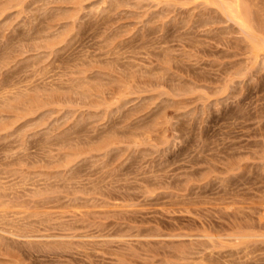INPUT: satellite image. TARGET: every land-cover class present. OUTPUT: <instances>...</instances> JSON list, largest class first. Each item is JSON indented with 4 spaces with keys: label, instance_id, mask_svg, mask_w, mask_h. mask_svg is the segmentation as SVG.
Returning a JSON list of instances; mask_svg holds the SVG:
<instances>
[{
    "label": "rangeland",
    "instance_id": "obj_1",
    "mask_svg": "<svg viewBox=\"0 0 264 264\" xmlns=\"http://www.w3.org/2000/svg\"><path fill=\"white\" fill-rule=\"evenodd\" d=\"M83 1L84 9L70 42L60 44L51 55L54 59L51 56L49 59L57 63L61 57L100 53L98 58H103V64L93 63L97 68L107 67L111 58H105L101 50L106 51V47L102 46L106 39L115 37L114 42L123 47L119 53L125 55L120 54L119 61L128 62L130 67L125 62L114 69L116 75L124 74L125 67L137 70L134 72L136 80H140L137 81L139 89L129 94L128 100L121 99L118 108L113 105L114 111L109 113L93 97L79 98L80 101L72 100L73 106L70 101L64 102V107V104L53 106L43 115V120L32 122L34 125L28 128L22 126L23 120L17 124L29 130L27 140L31 143L47 135L51 139L54 132L63 135L67 127L69 131L65 134L73 135L76 128L86 132L92 126H98L101 131L107 125L104 131L109 132L115 124L130 133L134 129V135L119 128L126 135L120 133L122 143L118 148L102 156L91 151L93 156L81 159L77 163L79 174L88 178L94 175V181L90 178V182L101 179L100 190L97 193L92 190L91 194L86 190V195L77 193L80 200L76 202L81 206L74 205V209L72 204H65L68 198H62L64 194L60 193L61 205L45 209L54 214H50L52 217L47 215L46 219L43 215L46 220L40 217V221L34 217L27 219H33L29 224L37 229L32 232L33 237L2 240L0 264H171L177 261L173 250L183 238H171L174 233H195L203 226L213 228L214 225L217 229H229L228 222L237 214L235 207H245L244 211L256 218L264 202V64L260 62L257 66L251 60L239 29L225 19L213 3L215 0H207L208 4L205 0ZM256 1L257 7L264 9V0ZM25 2L24 16L12 15L13 28H0V34L3 31L6 37L18 36L24 31L25 23L35 27L44 25L51 21L49 14L55 11L59 1ZM112 2L120 4L113 8ZM3 42L2 38L0 48ZM25 43L26 49L18 48L12 53L9 64L1 70L2 76L24 74L25 66L42 56V53L36 54L42 48L34 47L31 41ZM93 63L90 66L96 70ZM111 83L107 86L115 87ZM146 128H152L147 138L142 135ZM90 130L89 133L93 131ZM16 133L0 140V162L5 151L17 144ZM82 179L90 185L88 179ZM78 209L81 211L76 212ZM26 240L36 243H26ZM182 240L188 243V237ZM55 244L61 245L55 247ZM249 256L250 264H264V253L255 251Z\"/></svg>",
    "mask_w": 264,
    "mask_h": 264
},
{
    "label": "bare ground",
    "instance_id": "obj_2",
    "mask_svg": "<svg viewBox=\"0 0 264 264\" xmlns=\"http://www.w3.org/2000/svg\"><path fill=\"white\" fill-rule=\"evenodd\" d=\"M56 1H59V2H57L58 5L55 6V11L49 14V16H51V19H50L51 21L45 22L44 25H39L37 27L31 26L27 23L23 24L24 23L23 22L22 24L25 25L26 27L23 32L18 34V36L6 37L5 33L2 34L3 32L2 30L0 34L4 40L0 48V140L8 137L9 135H12L13 133L17 131V133L15 134L17 135V138L15 137L16 139L14 140L15 143L17 142V144L15 145V147L9 146L10 148H8L7 151H5V153L3 154L4 155L2 158L3 161L0 162V244L2 243V240L8 239V238H11V239L20 238V241H21V238L30 239L31 237H33L32 232L35 233L34 229L35 230L37 229L35 225L33 229L32 227L33 224L32 226L29 224L30 221H32L33 219H30V220H27V219L32 218V217L38 219L41 217L43 218V220H46L48 219L46 218L48 217L47 215L49 216L54 215L48 211L52 207L55 208L58 205H61L62 202H60V200H63V199H61V197L59 196L60 193L64 194L62 198H68L67 200L68 202H66L65 204L67 205L72 204L73 205L72 207L70 205L69 206L73 208L74 205L78 207L81 206L79 202L78 203L76 202L78 198L80 200V196L79 195L77 196V193H84L86 195V193L91 194L94 190L99 191L101 187V185L99 186V184L101 183V179H98L100 183H98L97 181V178H99V174H98V177L95 179L97 182H92L94 181V178L92 180V177L94 175L92 177L89 176L91 178L90 179L88 178V176L87 177L84 176L85 174L83 175V173H82L83 176L79 174L80 171H78L79 168H77V163H79L80 160L83 158L85 159L88 156H93L95 154V153L93 154L94 151L98 152L99 155L102 156V155L108 154L111 149L114 150V148H118V144L122 143V141L120 140V138H122L121 137L122 132L120 131V129L122 128L124 129V127L121 128V127H117V125L115 124L114 125L112 124L111 126H114V127L116 126L117 129L113 127L108 132L107 130L104 131L105 129H107L106 128L107 125L104 126L105 127L104 130L100 128L101 131H98L99 130V128H97L98 126L96 127L97 130L94 126H92L90 128L91 130H93L92 131L93 133L88 132L90 130L89 128H87L88 131L86 132H81L79 129L77 130L76 128L75 130L77 131L75 132L74 130L73 131L74 134L72 132L73 135H70L69 132L68 134H65L67 131H69L67 130L68 129L67 127L66 129L63 128L65 131L67 130L66 132L62 130L64 132L63 133L61 131L63 135H60V132L59 133L57 132V135L55 134L56 132L54 133L52 132L53 135L55 134L56 136L52 135V137H50L51 139H49L50 135H47L45 133L47 136L45 135H44L45 137L42 136L44 138V139L42 138L43 140H41L40 138L39 139L40 141L33 140L34 143H31V141L27 140V137L30 136L29 133H27L29 130L28 129L26 130L25 128L30 127V125H34L33 123L35 121L38 122V120L39 121L43 120V115L46 112H49L53 106L62 105L64 104V102L68 103L67 101H70V104H71L72 100H75V99L79 100V98L83 99V98L93 97L99 104V107L100 105H103L104 108L102 106L101 108H103V111L105 113L114 111V107L112 106L114 105L116 108H118L121 105V102H122L121 99L128 100L130 98L128 95L135 93L137 91V88H138L137 81H140L138 79L139 76L137 77L138 80H136L134 71L137 72V70L132 71L131 69H127L128 62H126L125 60H124L126 62L125 65L127 66L125 67L126 70L125 68L124 69L122 68L125 73L123 74L122 72L120 74L119 73L121 72L120 71L121 69H120V70H117V73L119 74L116 75V72L114 69L117 67H120L125 62L120 63L121 61H119L121 59L120 54L124 55V53H121V52L119 53V51L123 47L121 48L119 44L114 42L115 37L114 39L113 38L106 39V43H104L105 45L102 46L104 48L106 47L105 48L106 51L101 50L103 52V55H105V58L109 60L111 58V61L109 62H107L108 60H106L108 64L107 67L104 65L105 67L97 68V64L93 63V62L98 63L99 61L100 62L102 61L103 58L101 60L98 58L99 56L101 57L102 55V54L100 55V53L99 55H96V54H89L87 52L86 53L81 52L82 54H78L75 56L72 55L73 57L71 58H62V57L61 59L58 58L57 63H55L56 62L55 60H50L49 59L50 56L53 55V53H55L56 49L60 48L59 47L60 44L62 46L65 42L67 41L70 42L69 38L73 34V31L75 30L77 21L80 17V13H82L81 11H83L84 9V6H83L84 3H82L84 2L83 0H56ZM206 1L207 0H205L204 2ZM24 2L25 0H0V28H2L3 30L5 29L11 30L13 28L14 25L12 24V19L10 17L12 15H16V17H19L20 14L23 13L24 11L23 8H25V3H26ZM44 3H47V2H44ZM206 3L208 4V2ZM213 3L220 9L219 11L223 13V15L226 17L225 19L231 21L232 24L235 25L237 29H239L243 37V40H245L248 45L247 48L249 50L247 49L248 50L247 53H249L251 60L255 62L257 66H258V63L260 62L264 64V9L257 7L256 0H215V2ZM119 4L120 3L118 2H112V7L115 8ZM88 5H91V4L88 3ZM12 9L14 10L11 11ZM34 18L36 19V16ZM26 41L33 42L32 45L36 48H42L41 51H37L36 53V54L42 53V56H39L37 59L33 60V62L28 63L25 66L27 70L24 69L25 70L24 74L19 73V74H12L9 76L8 75L2 76L1 70L3 67H6L9 64L10 59L13 56L12 53H14L18 48L26 49V46H25L27 45L25 43ZM21 54H22V51H21ZM123 59H125V57ZM92 63L95 65L94 68H97L96 70H93L91 68L90 65H92ZM100 64H103V63L101 62ZM129 65L133 66V64H130V63ZM136 66L135 68H137ZM150 69L148 70L150 71ZM105 76L110 77V79L108 78V80H106L107 78ZM158 79H161V78L158 77ZM111 82L115 84V87L110 88L107 86L109 85L108 83H111ZM113 83L111 84L114 85ZM141 88L143 90V87ZM73 95L75 97H73ZM126 97H129V98H126ZM85 100L86 99L82 101L85 102ZM76 102L74 101L73 104H76ZM64 106L65 104L63 105V107ZM69 108H72V107L70 106L67 109L69 110ZM98 114L100 115V113ZM45 116L46 115H44V117ZM82 117L85 118L84 116ZM89 117L91 116L89 115ZM74 119L73 121L72 120L70 121L74 123ZM79 119H81V117L76 119L75 122L78 123ZM19 121L22 122L23 125L20 123L17 124V122ZM16 124L18 126L22 125L25 128H21V126L18 128ZM93 127L94 129H92ZM151 127H154V126H151ZM55 128H56V125H55ZM52 129L50 130L52 131ZM118 129L120 132L118 131ZM94 130H96V133L94 132ZM124 130L127 132V134L130 133L129 131H127L128 129H124ZM125 131H123L124 135H126V133H124ZM131 131L132 133H130V135L133 134V131L135 130L132 129ZM151 131H152V128L144 129L142 133L143 137L147 138L150 135ZM49 132L47 131V133ZM118 134L120 135V137ZM135 135L137 137V132ZM91 151L93 155L90 153ZM263 153H264V149H263ZM101 168L99 170L103 169ZM82 171H84V169ZM81 177L84 179H88V182H89L88 184L90 185L88 186L87 182L84 181ZM106 177H107V173H106ZM111 177L109 178L113 179V181L111 182L113 184V182L115 181L112 175ZM101 178H102V175H101ZM89 179L92 181L90 182ZM106 181L108 184L110 183L108 182V180ZM109 181L111 180L109 179ZM104 189L102 191H104ZM86 190H88V192L85 193ZM89 190H91L90 193H89ZM69 195H71L72 197ZM88 196L89 195H87V197ZM261 204H262V208H260L261 210L259 211L257 210L256 218L255 217L253 218L252 216H250L249 215L250 212L246 213L243 209L245 207H242V206L239 208L235 207L236 209L235 213L240 214L241 216H238L236 214L235 218H233L230 222H228L227 226H229V229L227 228L217 229L218 226L214 227L215 225L214 226L212 225L213 228L212 227L207 228V226L206 227L203 226L202 229L199 228L200 230L199 231L197 230V232L195 233H181V234H176V235H174L175 234L174 233L171 236V238L172 237H178V238L188 237L187 244H185V240H182L183 238L178 240L179 245L176 247V250H173L177 258V261H175L174 263H177V264H250L247 261L248 258H250L249 254L251 253L253 254V252L255 251H260L264 253V202H262ZM78 207H76V209ZM41 209H44V211H42ZM45 209H49V210L45 211ZM252 209H255V208H252ZM52 210L54 211V209ZM66 211H69V210L66 209ZM80 211L81 210L78 209V211L76 212H80ZM53 213H55V211ZM57 213H59V210ZM43 215L44 217L46 216L45 217L46 219L42 217ZM38 220L40 221L41 219H38ZM137 236H139V234ZM33 240H26L25 242L31 243V244L36 243ZM42 242H40V244ZM56 242L58 243V241ZM55 245H56L55 247H59L58 245H61V244H58V245L55 244ZM174 245L175 244H173V246ZM167 259L169 260V258ZM263 260L264 259L262 257V261ZM169 261H172V260H169ZM120 263H122V261ZM170 263L174 264L172 262Z\"/></svg>",
    "mask_w": 264,
    "mask_h": 264
}]
</instances>
